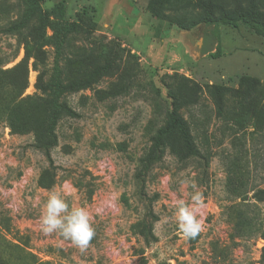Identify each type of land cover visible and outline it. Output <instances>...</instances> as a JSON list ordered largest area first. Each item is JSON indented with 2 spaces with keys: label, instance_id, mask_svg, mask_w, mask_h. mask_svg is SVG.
<instances>
[{
  "label": "rangeland",
  "instance_id": "rangeland-1",
  "mask_svg": "<svg viewBox=\"0 0 264 264\" xmlns=\"http://www.w3.org/2000/svg\"><path fill=\"white\" fill-rule=\"evenodd\" d=\"M60 1L64 19L93 17L94 38L118 39L137 62L120 61L112 75L63 96L79 115L59 117L51 165L32 144L38 134L47 135L52 97L36 88L34 59L19 35L4 31L27 5L0 0V264H264V199L255 195L264 188V36L244 23L223 25L220 40L212 44L204 23L187 29L169 25L148 11L150 0L40 3L51 12ZM194 3L174 0L173 12L196 18ZM47 33L51 71L59 61L66 79L87 76L78 61L58 58L52 28ZM90 47L74 37L65 55L76 58ZM23 63L28 86L19 95L7 81ZM243 77L259 81L257 98L240 106L227 96L219 111L209 86L246 88ZM174 89L198 100L180 108L198 156L184 157L176 134L154 148ZM152 154L158 159L147 167L144 159ZM52 190L70 208L89 212L95 235L85 250L58 232H42L41 215ZM193 191L203 193L204 206L196 212L203 230L186 239L176 206L179 200L191 203ZM146 221L157 237L150 244L141 234ZM236 227L244 235L234 236Z\"/></svg>",
  "mask_w": 264,
  "mask_h": 264
},
{
  "label": "trees",
  "instance_id": "trees-1",
  "mask_svg": "<svg viewBox=\"0 0 264 264\" xmlns=\"http://www.w3.org/2000/svg\"><path fill=\"white\" fill-rule=\"evenodd\" d=\"M24 1L27 5L25 12L18 21L5 28L4 31L19 35L24 42L26 53L34 59L33 67L38 72L36 88L41 93L52 97L54 109L47 135L38 134L37 140L32 145L41 150L50 164L53 165L54 160L51 150L56 144L55 126L59 117L63 113L70 116L79 115L63 101V96L88 88L93 83L100 82L104 76L112 75L120 61H126L130 64L136 63L137 55L131 49L123 46L118 39L107 38L106 36L94 38V34L98 30V22L89 15L79 14L76 20L64 19L66 13L64 1L58 2L51 12L41 6L40 0ZM194 5L200 12L195 14L196 18L192 19L181 16L177 11L173 12L175 9L174 0H150L147 9L154 17L163 19L169 25H176L182 29L194 27L200 22L204 23L205 37L212 44L220 40L221 26L223 25L237 26L239 23H244L264 36V0H195ZM55 14L60 18L57 22L51 16ZM49 27L53 30V46L57 49L58 58L61 57L70 63L78 61L79 65L88 71L87 76L66 79L60 69L59 61H56L55 68L51 71L49 63L50 50L45 47L49 39L47 33ZM74 37L89 43L91 47L82 51L76 58L66 57L69 42ZM96 49L98 50L96 51ZM100 49H103L102 54L98 52ZM206 49L210 48L207 47ZM24 66V63L20 65L18 72L14 74L10 81H7L12 90L19 95L23 94L28 86V74L22 69ZM181 78L184 81L192 82V80L185 77ZM241 82L246 84L247 87L227 89L220 84L209 86L208 89L215 102H217L219 111L222 110L227 96H232L233 100L239 103L240 106H244L246 102L257 98L259 81L243 77ZM195 86L199 88L196 83ZM192 90L194 93L195 88L192 87ZM171 94L172 108L167 114L165 123L154 136V148L161 149L167 138L171 134H176L183 145L184 157L198 156L200 150L194 135L187 120L180 113V108L184 103L190 105L197 103L198 100L196 97L190 99V96H185L175 89L172 90ZM157 159L156 154H152L149 158H145L144 162L149 167L148 163L152 164ZM137 179L140 191L143 193L145 179L142 172L138 173ZM255 195L260 199H264V188L259 189ZM244 233L236 227L233 235H244ZM141 234L149 244L157 240L152 222L146 221L144 223Z\"/></svg>",
  "mask_w": 264,
  "mask_h": 264
},
{
  "label": "clouds",
  "instance_id": "clouds-1",
  "mask_svg": "<svg viewBox=\"0 0 264 264\" xmlns=\"http://www.w3.org/2000/svg\"><path fill=\"white\" fill-rule=\"evenodd\" d=\"M192 189L197 185L192 182ZM204 206L203 193L193 191L191 203L177 202L178 229L186 239H195L203 230L196 212ZM41 230L45 236L58 232L64 239L71 240L81 251L85 250L95 235L89 212L83 207H71L57 191L49 193L45 211L41 215Z\"/></svg>",
  "mask_w": 264,
  "mask_h": 264
}]
</instances>
